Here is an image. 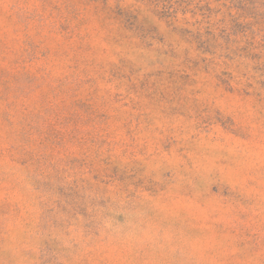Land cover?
Returning <instances> with one entry per match:
<instances>
[{"label": "rangeland", "instance_id": "1", "mask_svg": "<svg viewBox=\"0 0 264 264\" xmlns=\"http://www.w3.org/2000/svg\"><path fill=\"white\" fill-rule=\"evenodd\" d=\"M0 264H264V0H0Z\"/></svg>", "mask_w": 264, "mask_h": 264}, {"label": "trees", "instance_id": "2", "mask_svg": "<svg viewBox=\"0 0 264 264\" xmlns=\"http://www.w3.org/2000/svg\"><path fill=\"white\" fill-rule=\"evenodd\" d=\"M160 2V0H156V5Z\"/></svg>", "mask_w": 264, "mask_h": 264}]
</instances>
